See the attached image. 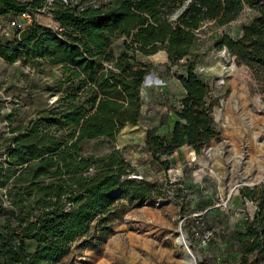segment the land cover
I'll use <instances>...</instances> for the list:
<instances>
[{
	"label": "trees",
	"instance_id": "1",
	"mask_svg": "<svg viewBox=\"0 0 264 264\" xmlns=\"http://www.w3.org/2000/svg\"><path fill=\"white\" fill-rule=\"evenodd\" d=\"M44 1L0 0V17L37 11ZM245 7L255 16L241 35L216 34L212 46L264 80V0H79L74 7L55 0L49 11L61 29L34 23L15 30L11 39L0 33L4 61H44L62 69V90L52 105L15 124L14 111L6 116L10 127L0 137V216L7 234L0 232V264H71L63 256L76 238L105 240L117 201L168 197L162 182L131 177L134 168L121 150L95 155L84 152L83 142H113L125 126L138 124L140 86L149 66L135 55L162 50L169 65L184 67L174 76L185 95L169 135L146 133L148 163L167 171L177 148L199 152L219 133L212 121L211 87L199 78L189 55L203 24L225 26ZM239 194L255 201L256 210L242 230L234 231L238 264H264V182L241 186ZM28 242L35 244L32 249Z\"/></svg>",
	"mask_w": 264,
	"mask_h": 264
},
{
	"label": "rangeland",
	"instance_id": "2",
	"mask_svg": "<svg viewBox=\"0 0 264 264\" xmlns=\"http://www.w3.org/2000/svg\"><path fill=\"white\" fill-rule=\"evenodd\" d=\"M254 16L255 12L245 7L225 26L208 22L200 27L189 58L199 78L211 87L212 121L219 134L199 152L186 145L177 148L169 156L171 168L167 171L149 165L144 138L147 132L170 134L175 110L185 95L174 71H183L184 67L169 65L162 50L151 55L136 53V61L149 66L140 86L142 112L138 124L125 126L113 142L86 140L83 150L95 155L121 150L134 168L131 177L162 182L168 197L139 203L120 199L112 210L111 230L105 240L98 243L88 237L76 238L64 261L187 264L185 250L177 244L181 232L188 239L196 264H238L240 253L234 247V231L242 230L256 210V202L243 199L239 188L264 182V80L226 51L215 50L212 44L216 34L240 36L242 26ZM37 20L52 30L60 28L52 14ZM15 32L5 29L1 34L11 39ZM120 42L114 41L115 52ZM61 71L59 65L44 61L40 65L9 63L0 57V137L8 134L6 116L12 111L15 124L56 101L62 90L58 86ZM3 142L0 138V152ZM4 219L1 215L0 232L7 234ZM34 245L28 242L27 248Z\"/></svg>",
	"mask_w": 264,
	"mask_h": 264
},
{
	"label": "built area",
	"instance_id": "3",
	"mask_svg": "<svg viewBox=\"0 0 264 264\" xmlns=\"http://www.w3.org/2000/svg\"><path fill=\"white\" fill-rule=\"evenodd\" d=\"M23 1V0H17ZM55 0H45L43 5L37 11L27 10L17 14H11L0 17V23L2 22L3 26L0 27V33L5 31V29H13L16 31H22L30 27L34 23H38L37 17L41 15L49 14L51 15L49 8ZM63 4L74 7L77 4L76 0H59ZM55 28H58L55 26ZM61 29V28H58Z\"/></svg>",
	"mask_w": 264,
	"mask_h": 264
},
{
	"label": "bare ground",
	"instance_id": "4",
	"mask_svg": "<svg viewBox=\"0 0 264 264\" xmlns=\"http://www.w3.org/2000/svg\"><path fill=\"white\" fill-rule=\"evenodd\" d=\"M187 242H188V240L186 239L185 233H181L180 232L179 233V236L177 237V244L180 245V246H182L184 248V250H186L185 245L187 246V244H188ZM191 255L192 256H189V255L186 256L184 261L187 260V262H186L187 264H196L195 255L193 253H191Z\"/></svg>",
	"mask_w": 264,
	"mask_h": 264
},
{
	"label": "water",
	"instance_id": "5",
	"mask_svg": "<svg viewBox=\"0 0 264 264\" xmlns=\"http://www.w3.org/2000/svg\"><path fill=\"white\" fill-rule=\"evenodd\" d=\"M186 239H187V238H186ZM187 240H188V239H187ZM184 245H185V244H184ZM185 248H186V250H185V257L188 256V255H189V256H192V255H191V252H190L189 249H188V246L185 245Z\"/></svg>",
	"mask_w": 264,
	"mask_h": 264
}]
</instances>
